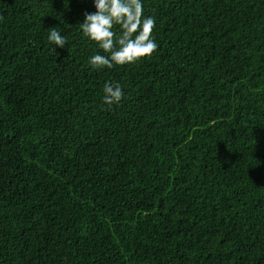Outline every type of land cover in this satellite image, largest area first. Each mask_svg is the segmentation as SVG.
<instances>
[{"label": "trees", "instance_id": "16d2710c", "mask_svg": "<svg viewBox=\"0 0 264 264\" xmlns=\"http://www.w3.org/2000/svg\"><path fill=\"white\" fill-rule=\"evenodd\" d=\"M141 2L94 69L95 0H0V264H264V0Z\"/></svg>", "mask_w": 264, "mask_h": 264}, {"label": "clouds", "instance_id": "9594fccd", "mask_svg": "<svg viewBox=\"0 0 264 264\" xmlns=\"http://www.w3.org/2000/svg\"><path fill=\"white\" fill-rule=\"evenodd\" d=\"M97 9L94 13H85V20L79 25L83 34L96 42L108 55L95 54L89 58L94 69H111L117 65L135 63L150 57L158 48L152 33L155 17L143 15L141 0H95ZM120 27L119 34L114 31ZM49 41L56 48H64L67 39L59 28L48 29ZM103 103L108 106L118 105L124 98V91L119 83H106L103 87Z\"/></svg>", "mask_w": 264, "mask_h": 264}]
</instances>
